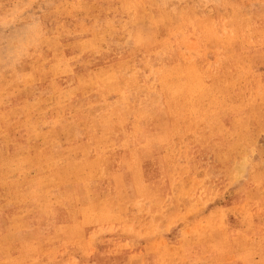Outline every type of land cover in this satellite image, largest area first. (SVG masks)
I'll use <instances>...</instances> for the list:
<instances>
[{
  "label": "rangeland",
  "instance_id": "obj_1",
  "mask_svg": "<svg viewBox=\"0 0 264 264\" xmlns=\"http://www.w3.org/2000/svg\"><path fill=\"white\" fill-rule=\"evenodd\" d=\"M0 264H264V0H0Z\"/></svg>",
  "mask_w": 264,
  "mask_h": 264
},
{
  "label": "bare ground",
  "instance_id": "obj_2",
  "mask_svg": "<svg viewBox=\"0 0 264 264\" xmlns=\"http://www.w3.org/2000/svg\"><path fill=\"white\" fill-rule=\"evenodd\" d=\"M200 74V73H199ZM195 75V74H194ZM188 79V78H187ZM195 83V82H194ZM190 88V87H189ZM184 101V100H183ZM40 207V206H39Z\"/></svg>",
  "mask_w": 264,
  "mask_h": 264
}]
</instances>
